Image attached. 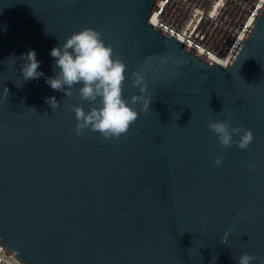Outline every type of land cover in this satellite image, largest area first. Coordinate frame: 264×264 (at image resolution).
<instances>
[{
  "label": "water",
  "instance_id": "water-1",
  "mask_svg": "<svg viewBox=\"0 0 264 264\" xmlns=\"http://www.w3.org/2000/svg\"><path fill=\"white\" fill-rule=\"evenodd\" d=\"M157 2L0 0V246L21 264L264 257V3L223 67L154 28ZM87 28L126 66L123 98L138 117L119 138L77 135L70 109L96 105L78 98L82 85L65 98L46 83L51 49ZM29 50L43 76L23 81ZM134 72L147 111L131 103ZM217 120L250 130L248 149L221 148Z\"/></svg>",
  "mask_w": 264,
  "mask_h": 264
},
{
  "label": "clouds",
  "instance_id": "clouds-1",
  "mask_svg": "<svg viewBox=\"0 0 264 264\" xmlns=\"http://www.w3.org/2000/svg\"><path fill=\"white\" fill-rule=\"evenodd\" d=\"M45 35H48L46 31ZM49 54L54 58V68L58 71L53 77L46 78L48 86L54 91L62 92L65 98H71L74 86L82 85L77 92L78 98L90 105H96L87 112L80 106L70 109L77 121L76 134L83 135L85 131H89L99 133L107 140L119 138L127 133L129 126L136 121L138 113L129 107L123 98L126 66L119 58L113 59V49L104 44L100 33L90 28L83 29L72 34L63 44L53 47ZM20 59L23 63L19 72L23 81L43 76V73L38 71L40 62L36 59L35 50H29ZM132 87L138 88L140 95H133L130 98L131 103L141 104L140 110L147 111L152 99L143 95L146 85L139 72L132 73ZM45 102L53 111L60 106L55 97L46 98ZM222 113L223 111L220 114ZM208 128L217 137L221 148L235 145L240 150H247L253 140L250 130L241 126L232 127L220 120L210 122ZM222 162L223 157H218L213 166L218 167ZM257 259L264 264V257L244 252L237 258L236 264H252Z\"/></svg>",
  "mask_w": 264,
  "mask_h": 264
},
{
  "label": "built area",
  "instance_id": "built-area-1",
  "mask_svg": "<svg viewBox=\"0 0 264 264\" xmlns=\"http://www.w3.org/2000/svg\"><path fill=\"white\" fill-rule=\"evenodd\" d=\"M263 3L261 0H158L150 18L154 23H150L211 62L226 60L221 65L225 67ZM16 254L15 251L9 254L0 246V264H15Z\"/></svg>",
  "mask_w": 264,
  "mask_h": 264
},
{
  "label": "bare ground",
  "instance_id": "bare-ground-1",
  "mask_svg": "<svg viewBox=\"0 0 264 264\" xmlns=\"http://www.w3.org/2000/svg\"><path fill=\"white\" fill-rule=\"evenodd\" d=\"M263 2H264V0H261V3H263ZM150 21H151V23H154L153 22L154 21L153 19H151ZM215 62L218 63L219 65H225L226 60L216 59Z\"/></svg>",
  "mask_w": 264,
  "mask_h": 264
}]
</instances>
